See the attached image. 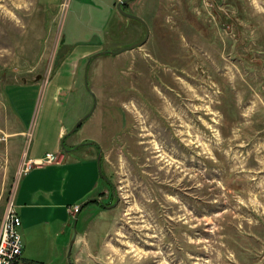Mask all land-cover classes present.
<instances>
[{
  "label": "rangeland",
  "instance_id": "1",
  "mask_svg": "<svg viewBox=\"0 0 264 264\" xmlns=\"http://www.w3.org/2000/svg\"><path fill=\"white\" fill-rule=\"evenodd\" d=\"M175 1L158 12L131 2L149 36L112 54L144 34L112 0H0V221L34 121L61 117L43 86L55 65L74 75L68 130L90 112L62 139V150L84 142L67 160L91 147L99 174L101 149L97 197L72 207L75 227L24 225L30 264H264V0ZM94 35L95 51L65 59ZM13 112L31 137L10 138Z\"/></svg>",
  "mask_w": 264,
  "mask_h": 264
},
{
  "label": "crops",
  "instance_id": "2",
  "mask_svg": "<svg viewBox=\"0 0 264 264\" xmlns=\"http://www.w3.org/2000/svg\"><path fill=\"white\" fill-rule=\"evenodd\" d=\"M60 1L61 0H41L42 3L48 4L49 7L54 6L55 8L58 6ZM218 1L220 4L224 3V0ZM117 2L116 0H112V3L110 4V11L112 13L116 8ZM131 2L132 0L126 2L122 7L127 9L128 5H131ZM136 2H140V7L137 6V10L144 9V11H146V9L150 7L152 11L155 12L161 10L160 7L165 5L168 6L170 4V0H134L132 3ZM175 2L177 3L176 6H179L180 9H188V0H176ZM136 14L143 18L141 13ZM112 18H114V15ZM151 23L154 24V22ZM98 37L99 36L94 35L92 37V42L87 43L86 45L84 43H79L81 45H74L71 47L72 50L70 49L71 51L66 55L65 59L72 56L76 58H84L88 56L90 53L95 51L96 45L100 41ZM63 67L64 64L61 63L55 65V69H52L49 78L43 85H50L52 87L47 106L50 107V103L52 101L54 105L53 111H60L61 117L56 120L54 119L52 124H47L46 115L48 110H46L44 113L45 116L43 115L39 117L36 123L34 121V124L36 125V136L31 141V144H29L30 146L28 149L24 150L26 153V159L34 161V163L27 171L19 175L16 189L14 191V202L21 219L20 231L22 234L23 250L25 248L23 239L26 237V234H24V225L27 226V223L28 225H34L40 222L52 223L57 220H62L64 224L61 229V233L65 235L68 232V227L72 223V219H75V216H72L71 213L72 207L76 205L82 206V204H84L87 200L97 197L94 193H96L98 189L97 186L101 175L96 172L91 147L83 148V160L75 159L72 162L67 160L69 153H74V151L80 148L79 145L84 142L79 141L77 143L75 142V139L72 138L69 140V142H75L72 145V149H70V146H68L69 149L66 148V150H62L61 148L63 143L62 139H65V135H69L67 134L68 126L64 124L62 117L65 120V115L67 114V104L70 99V94L72 95L70 92L75 85L73 73L68 74L66 71H62ZM62 99H64V101H61ZM13 113L16 116L15 120H18V128L13 133H10V138L29 135L31 137L32 129H26L21 121L20 114L16 112ZM16 147L18 149V145ZM57 151H62L63 153V158L58 162L39 163L45 153ZM59 169L64 171V175L62 177L57 176V170ZM58 196H60L61 200H58ZM65 205H67L66 210H64ZM47 210L50 211L51 215L47 216ZM84 234H86V232L81 233V237L80 234H78V240H82L83 238L85 239ZM85 240L87 241L88 239ZM61 245H63L65 249L67 245L66 241H62ZM23 250L22 262L26 261L23 258Z\"/></svg>",
  "mask_w": 264,
  "mask_h": 264
},
{
  "label": "built area",
  "instance_id": "3",
  "mask_svg": "<svg viewBox=\"0 0 264 264\" xmlns=\"http://www.w3.org/2000/svg\"><path fill=\"white\" fill-rule=\"evenodd\" d=\"M58 153H45V156L40 159L39 163L58 162L63 158V155L60 156ZM32 163L34 161L25 158L21 166L20 174L27 171L32 166ZM20 229L21 219L14 202V193H12L0 221V264H23V241Z\"/></svg>",
  "mask_w": 264,
  "mask_h": 264
},
{
  "label": "water",
  "instance_id": "4",
  "mask_svg": "<svg viewBox=\"0 0 264 264\" xmlns=\"http://www.w3.org/2000/svg\"><path fill=\"white\" fill-rule=\"evenodd\" d=\"M128 1H130V0H118V2L116 3V9H117V11L121 14V15H123V16H125V17H127V18H131V19H134V20H137V21H139L142 25H143V27H144V34H143V37H141L139 40H137V41H135V42H133L132 44H130V45H128V46H126V47H124V48H122V49H120V50H118V51H116V52H109V53H112V54H116V53H119V52H122V51H125V50H130V49H134V48H136V47H139V46H141L142 44H144L145 42H146V40H147V38H148V36H149V28H148V25H147V23L145 22V20L142 18V17H140L139 15H137V14H134V13H131V12H128V11H126V10H124L123 9V4H125L126 2H128ZM105 51H102V52H99V53H97L96 55H99V54H101V53H104ZM108 52V51H107ZM96 55H93V56H96ZM91 60V57L89 58V60H88V62H87V65L85 66V85H86V87H87V80H86V70H87V66H88V63H89V61ZM88 88V91L89 92H91V90H90V88L89 87H87ZM91 94H92V96H93V98H94V101H95V96H94V94L91 92ZM89 114H90V112H88L87 114H85L84 116H82V117H80L75 123H74V125L70 128V130L67 132V134H71V133H73L74 131H75V129L83 122V120L87 117V116H89ZM96 144V143H95ZM100 156H101V149L99 148V153H98V157H97V167H98V172L100 173V175L101 176H103V173H102V171H101V168H100V164H99V162H100ZM105 178V177H104ZM97 200H98V198H97ZM106 207H111L110 205H108V206H106ZM74 226L73 227H75V225H76V218L74 219V224H73ZM73 241H74V238L71 240V242H70V244H69V248H68V256H69V251H70V248L72 247V243H73Z\"/></svg>",
  "mask_w": 264,
  "mask_h": 264
},
{
  "label": "trees",
  "instance_id": "5",
  "mask_svg": "<svg viewBox=\"0 0 264 264\" xmlns=\"http://www.w3.org/2000/svg\"><path fill=\"white\" fill-rule=\"evenodd\" d=\"M123 9H125L124 7H123ZM81 125V124H80ZM79 125V126H80ZM76 130V129H75ZM63 143H62V145H63V147H66V145H64V140L62 141ZM96 145V144H95ZM98 148V147H97ZM93 202H98L97 200H92V202H90V203H93ZM25 263H27V264H30V262H26V261H23V264H25Z\"/></svg>",
  "mask_w": 264,
  "mask_h": 264
},
{
  "label": "flooded vegetation",
  "instance_id": "6",
  "mask_svg": "<svg viewBox=\"0 0 264 264\" xmlns=\"http://www.w3.org/2000/svg\"><path fill=\"white\" fill-rule=\"evenodd\" d=\"M72 148H73V146H72V147H70V149H72ZM68 149H69V148H68ZM68 149H67V150H68Z\"/></svg>",
  "mask_w": 264,
  "mask_h": 264
}]
</instances>
